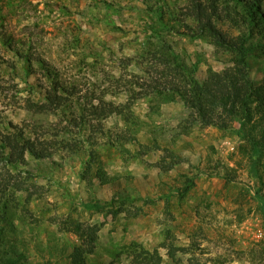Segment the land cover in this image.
<instances>
[{"label":"rangeland","instance_id":"obj_1","mask_svg":"<svg viewBox=\"0 0 264 264\" xmlns=\"http://www.w3.org/2000/svg\"><path fill=\"white\" fill-rule=\"evenodd\" d=\"M0 264H264V0H0Z\"/></svg>","mask_w":264,"mask_h":264},{"label":"trees","instance_id":"obj_2","mask_svg":"<svg viewBox=\"0 0 264 264\" xmlns=\"http://www.w3.org/2000/svg\"><path fill=\"white\" fill-rule=\"evenodd\" d=\"M197 3H199V2H197ZM199 6H200V3L198 4V8H200ZM250 16H251V18H249L248 21L253 22L254 17L252 16V12L250 13ZM220 41H221V43H223L224 40H220ZM239 49H241V47ZM174 61H176L175 57H174ZM174 61H172V62L174 63ZM55 88H56V90L54 89V92L50 96V99L48 102L57 104V106L60 104L63 105L67 101V96L65 94V91L60 86H57V85L55 86ZM33 153H34V155H36L35 152H33ZM191 181H193V179H191ZM191 181H190V183H192ZM117 198L120 200H127L126 198H119V197H117ZM113 201H115L114 198H113ZM82 205L88 209H100L102 207V204H100V203H94V204L84 203Z\"/></svg>","mask_w":264,"mask_h":264}]
</instances>
